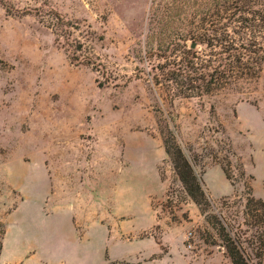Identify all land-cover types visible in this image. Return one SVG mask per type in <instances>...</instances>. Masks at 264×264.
Returning <instances> with one entry per match:
<instances>
[{"label":"rangeland","instance_id":"1","mask_svg":"<svg viewBox=\"0 0 264 264\" xmlns=\"http://www.w3.org/2000/svg\"><path fill=\"white\" fill-rule=\"evenodd\" d=\"M238 1L0 0V264H231L219 223L263 230L244 207L264 203V61L202 96L155 84L183 56L168 40L227 25L263 42L231 17L264 0ZM167 129L208 206L180 184Z\"/></svg>","mask_w":264,"mask_h":264},{"label":"trees","instance_id":"2","mask_svg":"<svg viewBox=\"0 0 264 264\" xmlns=\"http://www.w3.org/2000/svg\"><path fill=\"white\" fill-rule=\"evenodd\" d=\"M237 2L239 1L237 0ZM231 18L233 22L239 25L242 32L253 33L258 23L264 26V14L251 15L250 18L232 15ZM66 25L68 26V23ZM228 30L230 29L226 25L223 28L211 29L210 31L192 32L184 37H177L178 40L166 41L167 46L177 44L174 41H181L185 49L183 56L178 60L171 61L169 56L162 57L169 62L170 67L166 69L161 77H155V84L159 85L162 82L167 85L173 84L172 88L176 89L179 95L193 97L202 96L213 89L233 87L240 80L256 78L264 61V41L256 43L255 41H249L247 37L246 42L243 41V38L238 39L241 41L236 42V39L232 37V34H237L236 31L232 28L230 34ZM166 37L169 38V35H166ZM73 41L79 46V42L75 39ZM187 41L190 44H204L207 46L210 49L209 57L197 54L195 49L189 47L190 45H185ZM66 44L68 46L72 45L67 41ZM69 58L71 61H77L74 57ZM83 64L90 65L91 63L88 60ZM162 142L165 154L170 160L186 195L197 206H208L210 201L201 181L176 143L170 129L163 132ZM224 173L228 179V173L226 171ZM244 208L245 214L251 220L263 225V230H256L254 234L250 235L251 241H248L245 239V233L239 235L232 230L231 225L226 222L219 223L218 234L231 264H252V258L261 260L264 256V203L260 199H255L248 192ZM207 221H209L208 218ZM245 222H247L246 219ZM245 226L247 228L250 226L256 227L251 223H245ZM245 245L251 248V253L247 252ZM259 264H261V261Z\"/></svg>","mask_w":264,"mask_h":264},{"label":"water","instance_id":"3","mask_svg":"<svg viewBox=\"0 0 264 264\" xmlns=\"http://www.w3.org/2000/svg\"><path fill=\"white\" fill-rule=\"evenodd\" d=\"M191 47H193V44L191 45Z\"/></svg>","mask_w":264,"mask_h":264}]
</instances>
